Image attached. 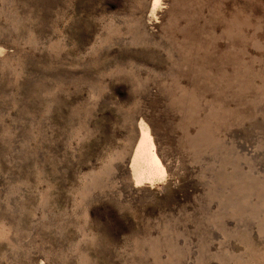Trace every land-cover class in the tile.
Listing matches in <instances>:
<instances>
[{
	"label": "rangeland",
	"instance_id": "374dc122",
	"mask_svg": "<svg viewBox=\"0 0 264 264\" xmlns=\"http://www.w3.org/2000/svg\"><path fill=\"white\" fill-rule=\"evenodd\" d=\"M0 264H264V0H0Z\"/></svg>",
	"mask_w": 264,
	"mask_h": 264
},
{
	"label": "bare ground",
	"instance_id": "6f19581e",
	"mask_svg": "<svg viewBox=\"0 0 264 264\" xmlns=\"http://www.w3.org/2000/svg\"><path fill=\"white\" fill-rule=\"evenodd\" d=\"M155 3L157 4L156 0ZM137 131L139 140L137 144L135 143L136 147H133L135 149L129 166L131 176L136 184L143 181L158 180L164 176L165 166L162 164V158L158 155L159 152L157 153V149L155 150L149 128L143 120L139 122Z\"/></svg>",
	"mask_w": 264,
	"mask_h": 264
},
{
	"label": "snow or ice",
	"instance_id": "6c2138e0",
	"mask_svg": "<svg viewBox=\"0 0 264 264\" xmlns=\"http://www.w3.org/2000/svg\"><path fill=\"white\" fill-rule=\"evenodd\" d=\"M156 2L158 3V2H159V0H156Z\"/></svg>",
	"mask_w": 264,
	"mask_h": 264
}]
</instances>
